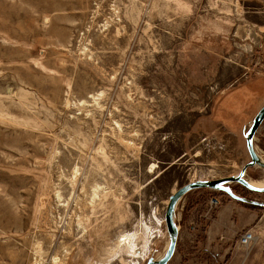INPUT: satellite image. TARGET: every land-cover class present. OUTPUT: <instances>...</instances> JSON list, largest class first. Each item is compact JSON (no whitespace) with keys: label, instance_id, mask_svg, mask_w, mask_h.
Listing matches in <instances>:
<instances>
[{"label":"rangeland","instance_id":"rangeland-1","mask_svg":"<svg viewBox=\"0 0 264 264\" xmlns=\"http://www.w3.org/2000/svg\"><path fill=\"white\" fill-rule=\"evenodd\" d=\"M262 45L264 0H0V264L155 262L170 195L248 166ZM229 190L183 198L171 264H264V193Z\"/></svg>","mask_w":264,"mask_h":264},{"label":"water","instance_id":"water-1","mask_svg":"<svg viewBox=\"0 0 264 264\" xmlns=\"http://www.w3.org/2000/svg\"><path fill=\"white\" fill-rule=\"evenodd\" d=\"M263 122H264V105L261 107L260 111L253 119L249 132L245 136L246 151L248 156V166L240 174H238L234 178H226V179L224 178L215 181H199V182L187 184L176 190L172 195H170L164 207L163 219H162L163 228L166 234L168 246H167L166 255L159 264H170L175 255L177 239H178V233H177L178 231L175 230L176 226H174L173 224L174 210H175V206L180 201H182L183 198L189 192L197 191V190L215 191L228 196L233 201H237L240 203H247V204H250V202L246 200H242L236 197L235 195H233L232 192L229 190V187L237 184L242 186L244 189H246L251 193H256V194L264 193V188L257 189L246 181L247 177L255 169L254 160H253V141L255 135L257 134ZM147 264H153V262L150 261Z\"/></svg>","mask_w":264,"mask_h":264},{"label":"crops","instance_id":"crops-1","mask_svg":"<svg viewBox=\"0 0 264 264\" xmlns=\"http://www.w3.org/2000/svg\"><path fill=\"white\" fill-rule=\"evenodd\" d=\"M261 47L263 48L264 46L262 45ZM212 196H215V195H212ZM182 203H181L180 210L175 215V218L177 217V223H178L179 231L181 233L180 236L177 239V242H178V240L180 242H182L184 240L188 244V247L190 249H192V246L196 245V242L199 241L198 237H196V232H193L195 230V228H196L198 219L194 216V213H193L192 210L187 211V209H185V207H186L185 201L182 200ZM234 206H236V202L233 201V200H230L229 203H228V205H226L225 207H223L222 210L224 211V210H226L228 208L229 209L230 208H233ZM237 212L238 211H236V213ZM187 216H188V218H186ZM216 217H218V213L215 216V218ZM202 218L203 219H207V216L202 217ZM185 220H186V222H185ZM220 224H222V223H221V221H220V219L218 217L215 226H219ZM191 228H193V229L190 231L189 229H191ZM211 228L212 227L209 225L208 230L211 231ZM209 231H208V233H209ZM180 254L185 256V254H183L182 252H180ZM190 254L192 255V253H190Z\"/></svg>","mask_w":264,"mask_h":264},{"label":"bare ground","instance_id":"bare-ground-1","mask_svg":"<svg viewBox=\"0 0 264 264\" xmlns=\"http://www.w3.org/2000/svg\"><path fill=\"white\" fill-rule=\"evenodd\" d=\"M253 160H254V167L256 169L264 170V160L262 157L258 156L255 153V151H253ZM150 169H153V166ZM244 169H246V168H244ZM251 185L257 189H263L264 188V179H263V181H260V182L251 183ZM175 230L178 231V229L176 227H175ZM125 242H126V239H123V243H125ZM166 252H167V246L165 247L163 253L159 256V258L155 262H153V264H159L164 259Z\"/></svg>","mask_w":264,"mask_h":264},{"label":"built area","instance_id":"built-area-1","mask_svg":"<svg viewBox=\"0 0 264 264\" xmlns=\"http://www.w3.org/2000/svg\"><path fill=\"white\" fill-rule=\"evenodd\" d=\"M220 205L219 198L217 196H211L208 201V207L209 210L213 211L217 209V207ZM193 228H191L192 230ZM254 235L252 233H245L243 236H241L239 240V245L241 247L247 248L249 247L253 242H255Z\"/></svg>","mask_w":264,"mask_h":264},{"label":"flooded vegetation","instance_id":"flooded-vegetation-1","mask_svg":"<svg viewBox=\"0 0 264 264\" xmlns=\"http://www.w3.org/2000/svg\"><path fill=\"white\" fill-rule=\"evenodd\" d=\"M240 198V197H239ZM240 199H242V200H246L245 198H240ZM247 201V200H246ZM248 202H250V201H248ZM242 204H245V205H248V206H254L255 204H253V203H251L250 202V204H247V203H242ZM257 205V207H258V205L259 204H256ZM179 229V228H178ZM173 260V259H172ZM172 262V261H171Z\"/></svg>","mask_w":264,"mask_h":264},{"label":"trees","instance_id":"trees-1","mask_svg":"<svg viewBox=\"0 0 264 264\" xmlns=\"http://www.w3.org/2000/svg\"><path fill=\"white\" fill-rule=\"evenodd\" d=\"M205 191V190H204ZM221 195H224V194H222V193H220ZM215 196H217V195H215ZM219 199H220V197L219 196H217ZM232 200V199H231ZM230 201V200H229Z\"/></svg>","mask_w":264,"mask_h":264}]
</instances>
